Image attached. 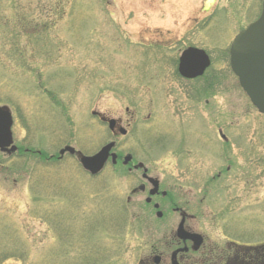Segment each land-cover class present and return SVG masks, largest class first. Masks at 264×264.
<instances>
[{
    "label": "rangeland",
    "instance_id": "374dc122",
    "mask_svg": "<svg viewBox=\"0 0 264 264\" xmlns=\"http://www.w3.org/2000/svg\"><path fill=\"white\" fill-rule=\"evenodd\" d=\"M262 2L0 0V107L18 148L0 152V264H148L180 219L167 202L157 219L144 174L212 251L264 264V115L229 54ZM189 47L211 59L195 81L177 71ZM112 141L147 172L109 162L91 176L79 156L59 155Z\"/></svg>",
    "mask_w": 264,
    "mask_h": 264
},
{
    "label": "water",
    "instance_id": "95a60500",
    "mask_svg": "<svg viewBox=\"0 0 264 264\" xmlns=\"http://www.w3.org/2000/svg\"><path fill=\"white\" fill-rule=\"evenodd\" d=\"M230 56L232 71L238 77L242 89L258 112L264 114V1L260 17L233 41ZM209 65L210 59L204 51L189 48L183 52L180 58L179 72L185 78H195L203 75ZM109 123L110 128L113 129L115 121L112 120ZM12 126V113L8 108L0 107V149L7 151L9 154L17 150V147L13 145ZM121 132L126 134L123 129ZM114 146V143H110L96 155L90 157L78 153L83 169L91 175H98L104 169L110 157H112L113 163H116V154H111ZM66 153L75 155L76 150L67 146L60 151V157H63ZM130 160L131 156L126 157L125 163ZM151 180L155 185V190L152 191V194H154L158 190V181ZM158 216L160 217L161 213H158ZM177 234L184 240L192 239L196 245L201 244V237L186 232L183 222L180 224ZM174 264L177 263L174 262Z\"/></svg>",
    "mask_w": 264,
    "mask_h": 264
},
{
    "label": "flooded vegetation",
    "instance_id": "af4514ba",
    "mask_svg": "<svg viewBox=\"0 0 264 264\" xmlns=\"http://www.w3.org/2000/svg\"><path fill=\"white\" fill-rule=\"evenodd\" d=\"M208 70H209V68L206 69V71L204 72V74L202 76L194 78V79H186V78H183L179 73L178 74L182 79H184L186 81H195V80H199V79L203 78L205 76V74H207ZM177 71H178V68H177ZM95 118H98L103 124L108 126V123L106 122V120H103L104 117H102L100 114L96 115ZM121 124H122L121 120L116 121V126L113 129V131H111V133L113 135H115V132L117 130L120 132V127H121L120 125ZM128 126H130V125H128ZM127 136L128 135L122 136V137L125 138ZM117 145L118 144L116 143V147H117ZM0 152L2 153L1 150H0ZM2 154H7V153H2ZM117 155H118V157L116 159V163L114 164V166H116L120 162H122L125 169H127L130 173H133V172L137 173L140 171H144V164L139 163V162H135L134 157L131 154H128V155L132 156L131 160L128 163H125L126 161L124 160V158L122 159V157L118 153H117ZM142 178L151 187L148 189V197L145 200V203L147 206H152L153 210L155 212H157V211H160V208L167 202L166 204L168 207H170L172 209V213L174 215L179 216L180 221L177 225V229H178L179 225L183 222L185 231H187L188 233L190 232V233L200 234L197 231L188 228L187 221L189 219V216H188L186 210H184L182 207L173 203L171 195H169L167 192H163L160 189V184H159L158 191H156L154 194H152V191H153V184L152 183H154V182L153 181L150 182L149 178L145 177L144 175L142 176ZM139 190L141 192H146L147 187L145 185H141ZM158 201H160L159 202L160 204H158ZM156 205H158V209L155 208ZM158 219L159 220L165 219L164 212H162V216L159 217ZM177 229H176L175 234L171 235V237L165 243V249L163 251H159L158 248L153 247L154 249L151 251V254L149 256V257H151V260L149 261L148 264H174V262L177 264H258L256 259L242 258L243 260H241V261H238V259L231 260L230 257H228L227 255H225L222 252L212 251V249L209 247V245H206L205 237L201 234L200 235L202 236V238H201L202 241H201L200 245H196L194 243V241L190 240V239L184 240L178 236ZM166 248H167V250H166ZM190 255L191 256L198 255L200 257V259H196V260H199V261L197 263H195L193 259L189 258ZM244 257H247V256L244 255ZM260 264H261V262H260Z\"/></svg>",
    "mask_w": 264,
    "mask_h": 264
},
{
    "label": "trees",
    "instance_id": "16d2710c",
    "mask_svg": "<svg viewBox=\"0 0 264 264\" xmlns=\"http://www.w3.org/2000/svg\"><path fill=\"white\" fill-rule=\"evenodd\" d=\"M80 245H83V243H81ZM96 255L98 256V250H96ZM100 258H102V257H100ZM84 260L86 263H89L90 261H92L91 263H93V264H96V262L100 261L99 258L92 259L90 257H85Z\"/></svg>",
    "mask_w": 264,
    "mask_h": 264
}]
</instances>
